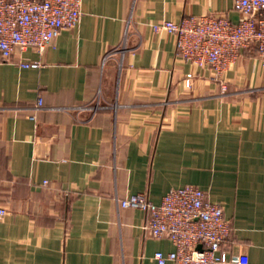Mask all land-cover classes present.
I'll use <instances>...</instances> for the list:
<instances>
[{"label":"crops","instance_id":"obj_1","mask_svg":"<svg viewBox=\"0 0 264 264\" xmlns=\"http://www.w3.org/2000/svg\"><path fill=\"white\" fill-rule=\"evenodd\" d=\"M232 2L82 0L79 24L41 55H0V264H157L173 244L119 201L158 203L184 185L222 206L229 255L264 264V65L241 49L222 91L151 27L203 14L236 23Z\"/></svg>","mask_w":264,"mask_h":264},{"label":"built area","instance_id":"obj_2","mask_svg":"<svg viewBox=\"0 0 264 264\" xmlns=\"http://www.w3.org/2000/svg\"><path fill=\"white\" fill-rule=\"evenodd\" d=\"M81 1L0 0L2 60H10L16 48H30L41 55L53 45L61 30L79 24ZM232 7L240 15L236 23L224 16L203 14L189 15L178 22L162 20L151 27L154 32L172 34L181 58L210 69L212 79L220 81L223 73L239 57L241 49L253 46L264 65V0H233ZM125 39L126 33L121 44ZM18 64L24 68L43 65L40 60H21ZM225 87L222 83V90ZM41 106L42 99L38 97L36 108ZM119 205L147 212L148 218L142 226L147 235L167 238L173 244L172 251L153 253L157 264L248 263L247 255L239 249L235 254L227 253L230 226L223 217L222 206L206 200L205 192L195 185L171 188L158 203L150 200L144 192L131 193L121 199ZM6 214L7 209L0 206V220Z\"/></svg>","mask_w":264,"mask_h":264},{"label":"rangeland","instance_id":"obj_3","mask_svg":"<svg viewBox=\"0 0 264 264\" xmlns=\"http://www.w3.org/2000/svg\"><path fill=\"white\" fill-rule=\"evenodd\" d=\"M180 57H181V56H180ZM182 59H183V58H182ZM183 60H184V59H183ZM185 61H186V60H185ZM194 65H195V64H194ZM196 66H197V65H196ZM229 67H230V66H229ZM228 69H229V68H228ZM228 69H227V70H228ZM227 70H226V71H227ZM226 71H225V72H226ZM225 72H224V73H225ZM224 73H223V75H224ZM223 75H222V77L220 78V79H221V80H220V82H221V86H222V83H223V85H226V83L222 80V79H223ZM186 80L188 81V83L186 84V86H189V85H190V81H189L188 78H187ZM220 88H221V87H220ZM226 88H227V85H226L225 89L222 90V88H221V90L224 91V90H226Z\"/></svg>","mask_w":264,"mask_h":264},{"label":"water","instance_id":"obj_4","mask_svg":"<svg viewBox=\"0 0 264 264\" xmlns=\"http://www.w3.org/2000/svg\"><path fill=\"white\" fill-rule=\"evenodd\" d=\"M197 247L200 248V245H198Z\"/></svg>","mask_w":264,"mask_h":264}]
</instances>
